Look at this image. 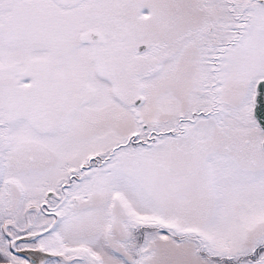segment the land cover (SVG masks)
Segmentation results:
<instances>
[{"label": "snow or ice", "instance_id": "obj_1", "mask_svg": "<svg viewBox=\"0 0 264 264\" xmlns=\"http://www.w3.org/2000/svg\"><path fill=\"white\" fill-rule=\"evenodd\" d=\"M0 264H264V0H0Z\"/></svg>", "mask_w": 264, "mask_h": 264}]
</instances>
